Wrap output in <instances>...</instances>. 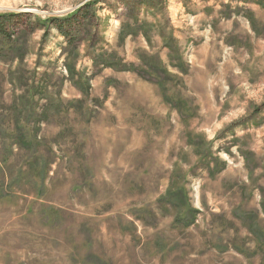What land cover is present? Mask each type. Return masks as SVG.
<instances>
[{
  "label": "rangeland",
  "instance_id": "rangeland-1",
  "mask_svg": "<svg viewBox=\"0 0 264 264\" xmlns=\"http://www.w3.org/2000/svg\"><path fill=\"white\" fill-rule=\"evenodd\" d=\"M0 264H264V0H0Z\"/></svg>",
  "mask_w": 264,
  "mask_h": 264
}]
</instances>
